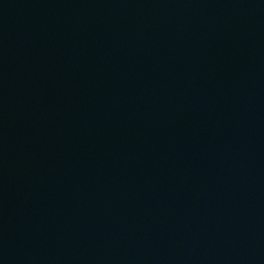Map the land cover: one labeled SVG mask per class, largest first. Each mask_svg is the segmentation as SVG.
<instances>
[{"label":"water","instance_id":"obj_1","mask_svg":"<svg viewBox=\"0 0 264 264\" xmlns=\"http://www.w3.org/2000/svg\"><path fill=\"white\" fill-rule=\"evenodd\" d=\"M0 264H264V0H0Z\"/></svg>","mask_w":264,"mask_h":264}]
</instances>
